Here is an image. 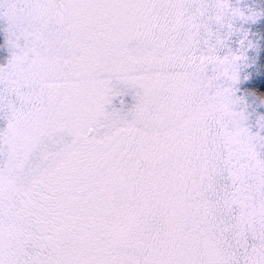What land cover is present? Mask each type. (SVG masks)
Returning a JSON list of instances; mask_svg holds the SVG:
<instances>
[{
	"label": "snow or ice",
	"instance_id": "1",
	"mask_svg": "<svg viewBox=\"0 0 264 264\" xmlns=\"http://www.w3.org/2000/svg\"><path fill=\"white\" fill-rule=\"evenodd\" d=\"M261 14L0 0V264H264V137L236 95L247 33L229 44Z\"/></svg>",
	"mask_w": 264,
	"mask_h": 264
},
{
	"label": "rangeland",
	"instance_id": "2",
	"mask_svg": "<svg viewBox=\"0 0 264 264\" xmlns=\"http://www.w3.org/2000/svg\"><path fill=\"white\" fill-rule=\"evenodd\" d=\"M233 4L245 10H255L262 13L255 22H235L236 32L229 40L232 49L241 47L240 41L247 33L243 47L246 50V59L241 66L239 89L236 93L241 97L240 109L247 116V125L253 134L264 137V97L259 95L251 86V80L257 77L264 79V0H232ZM9 23L6 18L0 17V65H6L12 54ZM251 42V46H249ZM6 126L3 115H0V128ZM258 148L260 145L258 144ZM264 151V148H260Z\"/></svg>",
	"mask_w": 264,
	"mask_h": 264
},
{
	"label": "trees",
	"instance_id": "3",
	"mask_svg": "<svg viewBox=\"0 0 264 264\" xmlns=\"http://www.w3.org/2000/svg\"><path fill=\"white\" fill-rule=\"evenodd\" d=\"M259 95L264 97V88H261L259 91H256Z\"/></svg>",
	"mask_w": 264,
	"mask_h": 264
}]
</instances>
